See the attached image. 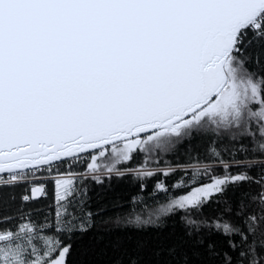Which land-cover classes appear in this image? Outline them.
<instances>
[{"label": "snow or ice", "instance_id": "1", "mask_svg": "<svg viewBox=\"0 0 264 264\" xmlns=\"http://www.w3.org/2000/svg\"><path fill=\"white\" fill-rule=\"evenodd\" d=\"M254 45L264 49V0H0V186L25 185L29 202L51 185L55 200L42 221L0 218V264H67L64 233L90 226L82 208L89 176L167 177L171 166L149 167L153 154L222 133L232 162L211 136L208 151L223 174L204 166L208 183L149 216L197 211L230 185L254 183L239 210L210 223L184 219L189 235L203 225L229 237L224 264H264V174L239 171L234 147L264 155V73L246 67ZM138 155L143 163L129 167ZM200 175L194 170L191 183ZM156 189L168 191L162 180Z\"/></svg>", "mask_w": 264, "mask_h": 264}, {"label": "trees", "instance_id": "2", "mask_svg": "<svg viewBox=\"0 0 264 264\" xmlns=\"http://www.w3.org/2000/svg\"><path fill=\"white\" fill-rule=\"evenodd\" d=\"M247 53L252 56L251 62L246 65L249 71L264 73V49L254 45ZM209 136L211 134L194 136L158 155L153 154L149 167L154 168L157 164L160 168L171 166L174 171L167 177L158 174L140 180L130 173L119 177L114 174L109 176L103 169L97 173L99 183L89 176L84 181L87 195L83 198L82 208L84 213H92L90 226L85 232H80L77 226V230L64 233L63 242L70 245L67 264H132V261L135 264H224L225 253L230 254L229 237L214 230L209 231L203 225L199 233L189 235L192 229L184 217L210 223L212 218L221 216L225 209L231 208L235 212L245 201L246 194L256 191L254 183L230 185L224 193L213 196L197 211L149 216V212L167 204L169 199L185 194L189 187L208 183L209 176L203 174L204 166H210L211 174H223L219 159L208 151L211 146ZM211 140L215 141L220 158L231 163L233 143L230 138L222 133L220 139L211 136ZM234 147L235 158L242 164L239 171L247 172L254 180L259 179L264 174V155L258 152L245 154L239 151L238 142ZM139 163H143L142 155L136 156L128 166L136 167ZM197 168L201 175L192 184L193 172ZM83 170V165L74 166V171ZM231 171L235 174V165ZM161 180L167 186V192L156 189L157 181ZM181 181L186 187H173ZM24 188L25 185L0 186V218L7 215L19 220L20 213H24L42 221L44 216L54 215L55 200L51 185H48L46 196L29 202L21 199L25 194ZM253 211H256L255 207L250 206L248 212ZM136 215L152 222H129ZM229 218L228 215L223 216V219ZM231 219L238 220V217L233 215ZM209 245H212L211 249Z\"/></svg>", "mask_w": 264, "mask_h": 264}]
</instances>
